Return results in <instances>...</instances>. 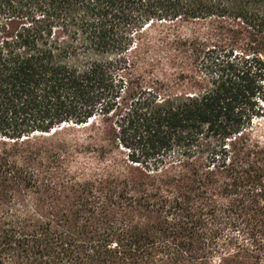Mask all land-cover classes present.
I'll return each mask as SVG.
<instances>
[{
    "label": "trees",
    "instance_id": "16d2710c",
    "mask_svg": "<svg viewBox=\"0 0 264 264\" xmlns=\"http://www.w3.org/2000/svg\"><path fill=\"white\" fill-rule=\"evenodd\" d=\"M264 0H0V264H264Z\"/></svg>",
    "mask_w": 264,
    "mask_h": 264
},
{
    "label": "rangeland",
    "instance_id": "374dc122",
    "mask_svg": "<svg viewBox=\"0 0 264 264\" xmlns=\"http://www.w3.org/2000/svg\"><path fill=\"white\" fill-rule=\"evenodd\" d=\"M255 131L257 135L260 137L261 141H264V119H261L256 124Z\"/></svg>",
    "mask_w": 264,
    "mask_h": 264
}]
</instances>
